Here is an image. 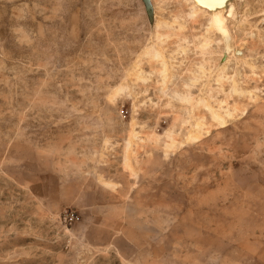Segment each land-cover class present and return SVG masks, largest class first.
<instances>
[{
    "label": "rangeland",
    "instance_id": "rangeland-1",
    "mask_svg": "<svg viewBox=\"0 0 264 264\" xmlns=\"http://www.w3.org/2000/svg\"><path fill=\"white\" fill-rule=\"evenodd\" d=\"M231 2L227 41L188 0H0V264H264V0Z\"/></svg>",
    "mask_w": 264,
    "mask_h": 264
},
{
    "label": "bare ground",
    "instance_id": "bare-ground-1",
    "mask_svg": "<svg viewBox=\"0 0 264 264\" xmlns=\"http://www.w3.org/2000/svg\"><path fill=\"white\" fill-rule=\"evenodd\" d=\"M191 3V7L193 8V12L194 13H199L202 10L206 12H210L211 11V18H212V23L214 25V27L216 28V30L220 33L223 34L226 37L227 41L231 40V36L229 35V28L226 24V22L223 20L224 15L228 12L230 16L234 15V10L230 9V6L232 5L231 0H188ZM211 2H217L216 5H213ZM195 15V14H194ZM234 17V16H233ZM236 17V16H235ZM154 20H155V12H154ZM243 20V19H242ZM178 22V21H177ZM243 24V23H242ZM245 24V22H244ZM162 23L160 21H158V29L160 30L162 28ZM164 37H166V35L161 34L160 32H158L157 35V39L160 41H163ZM169 37V36H167ZM206 40V39H205ZM204 40V41H205ZM229 43V42H228ZM211 45V44H210ZM209 46V42L207 43L206 41L203 44V47H208ZM162 48V47H161ZM202 48V47H200ZM230 47L226 48L225 50V57L228 54ZM153 50V47H150V49L147 51L148 54H151ZM160 50L155 51L154 53V57H160L159 52ZM163 51V50H162ZM201 51V50H200ZM205 52V50H203ZM161 52V51H160ZM164 52V51H163ZM234 56V55H233ZM223 59V58H222ZM227 61V60H226ZM219 68V67H218ZM166 71V70H165ZM194 80V79H193ZM125 81V79H124ZM195 83V82H194ZM191 84V83H190ZM197 84V83H196ZM122 86V85H121ZM199 104V103H198ZM208 107V105H207ZM214 116L220 121V125L222 127H224L225 124L223 121V118L218 115L217 113H214ZM227 117H231L232 113L231 112H227L226 113ZM226 120V119H225ZM201 122V121H200ZM197 121V123L195 124L194 129L192 130L191 133H189L188 138L190 140H194V141H198L200 134H202V122L200 123ZM226 122V121H225ZM206 128V127H205ZM192 129V128H191ZM207 131V130H206ZM169 132V131H168ZM207 134V133H206ZM172 137V136H171ZM170 137V139H171ZM172 142L174 143V140H172ZM170 145V144H169ZM175 146V145H174Z\"/></svg>",
    "mask_w": 264,
    "mask_h": 264
},
{
    "label": "water",
    "instance_id": "water-1",
    "mask_svg": "<svg viewBox=\"0 0 264 264\" xmlns=\"http://www.w3.org/2000/svg\"><path fill=\"white\" fill-rule=\"evenodd\" d=\"M142 1L145 5V9H146L149 19L154 20V6L152 4V0H142ZM211 3L213 5L217 4V2H211Z\"/></svg>",
    "mask_w": 264,
    "mask_h": 264
}]
</instances>
